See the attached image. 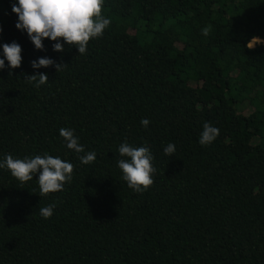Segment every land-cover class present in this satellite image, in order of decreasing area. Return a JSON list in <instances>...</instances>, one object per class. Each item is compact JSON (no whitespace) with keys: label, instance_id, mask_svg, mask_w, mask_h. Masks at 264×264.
Here are the masks:
<instances>
[{"label":"trees","instance_id":"obj_1","mask_svg":"<svg viewBox=\"0 0 264 264\" xmlns=\"http://www.w3.org/2000/svg\"><path fill=\"white\" fill-rule=\"evenodd\" d=\"M13 4L0 0V59L15 42L22 63L0 70V161L48 154L74 170L41 197L38 174L0 169V264H264V44L247 47L264 39V0H103L111 23L83 55L37 50ZM39 58L55 63L33 69ZM38 74L48 83L26 81ZM205 122L219 129L208 146ZM125 142L154 157L146 192L122 179Z\"/></svg>","mask_w":264,"mask_h":264},{"label":"clouds","instance_id":"obj_2","mask_svg":"<svg viewBox=\"0 0 264 264\" xmlns=\"http://www.w3.org/2000/svg\"><path fill=\"white\" fill-rule=\"evenodd\" d=\"M17 2L18 6L17 4L12 5V12L18 16L15 26L18 30L27 33L37 50H43V41L49 39L55 42L53 50L56 52H63L64 44H67L69 47L78 49L79 55H83L87 51L89 41L93 38H100L111 23L109 18L102 15L103 0H17ZM211 29L212 26L208 25L201 30L202 34L208 36ZM258 43L264 42L253 37L247 47L251 49ZM21 53L22 49L18 43L4 44V59H0V70L4 69L5 60L10 68H19L22 63ZM54 63L52 59L39 58L38 61H32L31 66L33 69L48 68ZM66 66L55 65L57 72ZM26 81L40 87L48 83V76L46 74L30 75L27 76ZM141 124L147 128L150 121L142 119ZM59 135L65 141L68 149L77 154L85 151L72 129L61 128ZM218 136L219 129L205 122L199 143L202 146H208ZM118 151L119 155L123 157L118 161V167L123 173L122 179L134 192H146L154 183L153 174L156 172L152 164L154 157L149 147H134L125 142L120 145ZM174 153L175 145L169 143L164 148V154L172 157ZM95 160L96 153L94 151L80 156V161L84 165L91 164ZM3 168L8 169L21 184L33 180V177L38 174L40 196L46 197L50 193L63 191L64 184L72 181L74 165L60 157L48 154L23 159H14L9 154L0 161V169ZM54 208V204L41 207L39 214L48 219L53 215Z\"/></svg>","mask_w":264,"mask_h":264},{"label":"built area","instance_id":"obj_3","mask_svg":"<svg viewBox=\"0 0 264 264\" xmlns=\"http://www.w3.org/2000/svg\"><path fill=\"white\" fill-rule=\"evenodd\" d=\"M260 41L264 42V39H259ZM258 44H264V43H258Z\"/></svg>","mask_w":264,"mask_h":264}]
</instances>
